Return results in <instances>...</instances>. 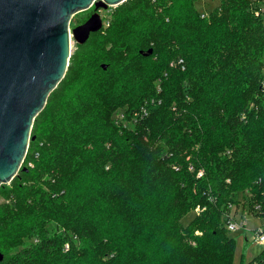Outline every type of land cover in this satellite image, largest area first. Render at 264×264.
<instances>
[{"label": "trees", "instance_id": "obj_1", "mask_svg": "<svg viewBox=\"0 0 264 264\" xmlns=\"http://www.w3.org/2000/svg\"><path fill=\"white\" fill-rule=\"evenodd\" d=\"M195 2H125L79 44L0 186V264H244L227 222L264 210V0Z\"/></svg>", "mask_w": 264, "mask_h": 264}, {"label": "water", "instance_id": "obj_2", "mask_svg": "<svg viewBox=\"0 0 264 264\" xmlns=\"http://www.w3.org/2000/svg\"><path fill=\"white\" fill-rule=\"evenodd\" d=\"M123 1L0 0V186L20 170L35 117L66 74L72 35L84 44L104 25L99 10ZM92 5L95 12L71 29L72 17Z\"/></svg>", "mask_w": 264, "mask_h": 264}, {"label": "rangeland", "instance_id": "obj_3", "mask_svg": "<svg viewBox=\"0 0 264 264\" xmlns=\"http://www.w3.org/2000/svg\"><path fill=\"white\" fill-rule=\"evenodd\" d=\"M128 1L136 2L137 0H125L120 4L112 5L109 6L107 9L99 10L104 21L103 27L110 24L111 15L114 14L115 10L118 7H120L123 3ZM219 4H220V0H196L195 2L196 8L201 12L203 11L210 12L213 8H215ZM94 12H95L94 5H92L86 10L77 12L71 19L70 28L73 29L74 27L84 23ZM79 44L80 43H78L77 40L72 35L71 56L78 52L79 54H82L84 52L79 47ZM90 48L91 47H88L87 50H89ZM263 74H264V70H263ZM11 181L9 183H11ZM9 183H5V184H9ZM243 194L244 192L242 191L236 192V197L238 199H242ZM198 212L199 210L195 208L190 209V211L182 218V222L184 223V225L188 226L189 221L192 220L198 214ZM231 216L240 224L245 222L244 227L240 226L237 229L229 230L227 232L228 235L235 238L234 260L236 263L242 262L244 264H253L264 253V244H261L255 239L256 230H258V228L260 227L264 228V220H262L258 216L253 215L252 213H249L247 210H242V207H239V209H237L236 205H233L231 208Z\"/></svg>", "mask_w": 264, "mask_h": 264}, {"label": "built area", "instance_id": "obj_4", "mask_svg": "<svg viewBox=\"0 0 264 264\" xmlns=\"http://www.w3.org/2000/svg\"><path fill=\"white\" fill-rule=\"evenodd\" d=\"M207 15H208V13L204 12V11L201 14L202 17H205ZM256 15H259V11H256ZM182 62H183V60L180 59L179 63H182ZM182 68H184V66ZM142 111H143L144 114H147V112H146V110L144 108L142 109ZM199 209H200V207H197V210H199ZM249 213H251V212H249ZM252 214L255 215V216H258L262 220H264V210L262 209V205L261 204H257L255 206V210L252 212ZM244 225H245V222L240 224L233 217H230V219L227 222V227H228L229 230L237 229L240 226L244 227ZM255 239L258 242H260L261 244H264V228L260 227V228H258V230H256Z\"/></svg>", "mask_w": 264, "mask_h": 264}]
</instances>
